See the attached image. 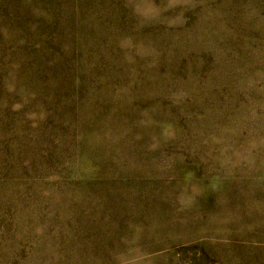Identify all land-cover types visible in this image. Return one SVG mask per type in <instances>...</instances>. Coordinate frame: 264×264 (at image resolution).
I'll list each match as a JSON object with an SVG mask.
<instances>
[{
  "label": "rangeland",
  "instance_id": "rangeland-1",
  "mask_svg": "<svg viewBox=\"0 0 264 264\" xmlns=\"http://www.w3.org/2000/svg\"><path fill=\"white\" fill-rule=\"evenodd\" d=\"M0 264H264V0H0Z\"/></svg>",
  "mask_w": 264,
  "mask_h": 264
}]
</instances>
